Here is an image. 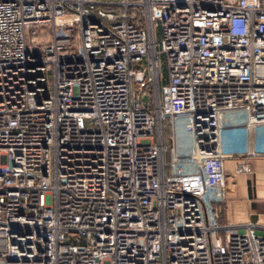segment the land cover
<instances>
[{"label": "built area", "instance_id": "2783aa9c", "mask_svg": "<svg viewBox=\"0 0 264 264\" xmlns=\"http://www.w3.org/2000/svg\"><path fill=\"white\" fill-rule=\"evenodd\" d=\"M260 125L264 0H0V264H264L221 207Z\"/></svg>", "mask_w": 264, "mask_h": 264}, {"label": "crops", "instance_id": "0c3cea01", "mask_svg": "<svg viewBox=\"0 0 264 264\" xmlns=\"http://www.w3.org/2000/svg\"><path fill=\"white\" fill-rule=\"evenodd\" d=\"M244 119L243 112L222 115L225 126L240 123ZM223 138L226 148L236 155L225 162L228 194L226 201L221 204L222 221L235 224L252 221L264 232V125L239 127L235 132L227 129ZM244 152H248V155L243 158L237 155ZM241 161L251 165V173H236Z\"/></svg>", "mask_w": 264, "mask_h": 264}, {"label": "water", "instance_id": "95a60500", "mask_svg": "<svg viewBox=\"0 0 264 264\" xmlns=\"http://www.w3.org/2000/svg\"><path fill=\"white\" fill-rule=\"evenodd\" d=\"M144 99H146V97Z\"/></svg>", "mask_w": 264, "mask_h": 264}]
</instances>
